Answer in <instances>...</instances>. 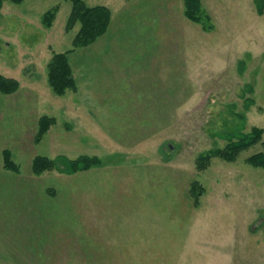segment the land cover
<instances>
[{"label":"rangeland","instance_id":"obj_1","mask_svg":"<svg viewBox=\"0 0 264 264\" xmlns=\"http://www.w3.org/2000/svg\"><path fill=\"white\" fill-rule=\"evenodd\" d=\"M80 1L108 8L111 23L68 55L76 91L63 97L47 64L73 50L71 4L0 10V75L19 84L0 94V153L19 169L0 155V264H264V171L246 164L264 154V9L199 0L196 24L183 0ZM42 117L55 125L36 142ZM241 124L261 142L199 169ZM35 157L98 164L35 176Z\"/></svg>","mask_w":264,"mask_h":264},{"label":"trees","instance_id":"obj_2","mask_svg":"<svg viewBox=\"0 0 264 264\" xmlns=\"http://www.w3.org/2000/svg\"><path fill=\"white\" fill-rule=\"evenodd\" d=\"M7 0H0V10ZM28 0H9L13 5H19ZM71 4V11L65 26V32L68 33L79 25V30L72 40L73 50L64 54H54L47 64V83L53 95L63 97L67 92L76 91L75 80L69 65L68 55L76 49H83L94 44L99 38L104 36L111 23V12L106 7H87L80 0H66ZM184 15L187 20L200 24V4L199 0H183ZM256 9L259 14L264 9V0H256ZM57 10L46 12L42 17V25L50 29L55 20ZM19 89L17 81L5 78L0 75V94L10 96ZM242 120V117H237ZM242 122V121H241ZM243 123V122H242ZM55 125V120L49 117H42L37 123L36 142ZM242 124L233 129V134H227L223 139L227 142L222 150H215L200 156L197 160L199 169L207 167L211 159H219L225 163H234L243 151L259 144L262 140L263 131L252 128L248 134L242 131ZM264 147V143L262 144ZM3 159V169L12 173H18V167L13 163L9 151L0 153ZM98 164L95 158H79L74 161H68L63 158L50 160L45 157H35L31 162V172L35 176H40L47 171L58 169L60 173L71 175L78 172H85ZM246 164L252 168L262 169L264 171V154L257 153L246 160ZM195 185H193L194 187ZM193 191V190H192Z\"/></svg>","mask_w":264,"mask_h":264}]
</instances>
